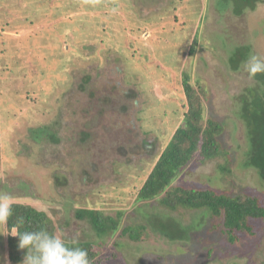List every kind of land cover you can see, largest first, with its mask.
Wrapping results in <instances>:
<instances>
[{"label": "rangeland", "instance_id": "obj_1", "mask_svg": "<svg viewBox=\"0 0 264 264\" xmlns=\"http://www.w3.org/2000/svg\"><path fill=\"white\" fill-rule=\"evenodd\" d=\"M45 1L48 0H42V3ZM87 1L89 0H84L83 4L86 11L89 9ZM213 1L215 3L217 0L201 2H204V5L200 15L197 16L196 12L188 15L187 19L202 20L199 28L197 25H194L193 29L184 27L183 31L176 32L174 39L169 43L163 40L150 41L149 34H144L142 44L137 41L140 50L134 48L131 52L129 43H125L127 49H122L121 58L119 59L118 55H108V61L104 60L101 68L98 67V62L79 59L84 44L92 40L99 45V35L104 36L99 33L101 22L99 21L97 30L93 25L98 22L99 15H93L94 17L89 19L92 29L86 30V27L78 32H71V29L65 26L69 25L70 21H64L61 32H66L68 38L62 35L61 41L54 39L51 43L60 46L65 42L64 51L70 52L68 50L73 49L74 52L64 57L61 63L63 66L66 60H69L71 66L68 68L74 71L71 76L67 74L71 90H68L65 96L66 104L72 106L70 111L64 110V129H68L64 135L68 140L52 149L54 153L44 151V155L48 160H52V165L60 168L62 177L68 180L70 192L60 190V193L56 192L57 196L52 204L46 203L41 197L50 189L48 172L41 170L43 166L39 167L40 170L32 168L20 159L16 167L7 165L6 169L14 171L22 178L30 176L33 180L29 181V187L21 188V181L16 180L11 173H4L0 165V193L10 195V201L30 202L51 215H56V210H62L65 202L80 204L85 197L89 203L103 204L98 206L113 217L124 211L122 228L109 241V251L99 248L95 234L94 237L88 236L92 233L84 223L76 222L71 229L64 230L63 235L69 239L80 238L83 241L95 242L103 264H264V220H251L252 233H239L238 240L231 242L224 233L222 219L218 220L210 215L203 217V213L197 211H173L161 206L157 199L149 203L136 202L135 184L141 175L136 167L143 163L148 170L150 162L153 161L147 147H144V140L152 143L156 141L155 149L160 150L167 145L170 138L166 118L169 116L167 111L173 108V103L169 102V105L159 108L157 106L161 104L160 98L164 95L169 98V93L176 96L181 94L182 71H187L191 84L202 97L205 119L213 118L223 124L224 132L220 140L228 154L231 171L228 172L220 166L225 165L223 158L202 164L197 156L173 185L212 189L218 194L230 197L250 196L258 198L264 206V183L259 180L256 171L248 167L251 154L248 147L249 136L244 123L239 120L240 116L233 110L234 101H239L240 95L254 85V79L249 78L243 69L244 63L250 55L264 58V0L256 10L246 12L242 17L226 14L224 22L215 21L216 17H212ZM66 2L69 3L63 2L57 10L59 14L75 10L81 0ZM131 3L133 6L139 3L142 17H147L165 7L168 0H132ZM121 4L125 9L131 7L129 3ZM1 8L3 10L0 11V30L10 23L15 24L17 19L6 14L8 11L6 12L5 7ZM51 14L52 12L45 11L41 19L46 20ZM125 17L127 19V16ZM182 17L184 19V16ZM118 28L122 29L121 26ZM164 34L167 37L173 36L172 32L167 34V31H164ZM180 34H183L184 38L187 34L191 38H198L197 48L192 55H188L183 49L179 51L180 43L183 42L177 38ZM133 37L137 40L136 36ZM204 38H209L208 42ZM130 40L133 41L131 38ZM163 45H166L164 49ZM14 47L12 45V49ZM29 48L31 52H14L12 58L5 57L2 63L0 62V90L16 102L14 104L10 100L7 104L8 110L20 112L23 108L26 109L24 111H30L29 113L37 110L47 112L45 105H48L52 112L53 104L50 100H55L59 89L65 88L66 80L63 82L62 77L53 73L50 76L40 75L39 62L43 56L36 54L34 47ZM85 52L83 50V53ZM42 53L47 54V50L43 49ZM100 53L102 56V51ZM174 63L176 67L173 66ZM197 80H200V86L197 85ZM140 89L145 91V99L148 98L154 104L147 105L137 96L130 97L129 94L137 93ZM28 96L34 98L26 99ZM72 110L75 118L71 120L69 113ZM84 133L87 134L85 137ZM3 153H0L2 162L7 158ZM129 158L132 162L129 168L115 166ZM9 160L8 158L7 163ZM11 176L13 178L9 179ZM159 216L180 221L185 228L190 229L188 239L170 241L161 233L155 232L149 224V219ZM138 225L147 228L138 242H133L122 234L124 227ZM3 240H6V232L5 228L0 226V244ZM120 244L124 246L119 247ZM3 253L0 246V264H7L6 255ZM112 256L113 259H110Z\"/></svg>", "mask_w": 264, "mask_h": 264}, {"label": "trees", "instance_id": "obj_2", "mask_svg": "<svg viewBox=\"0 0 264 264\" xmlns=\"http://www.w3.org/2000/svg\"><path fill=\"white\" fill-rule=\"evenodd\" d=\"M66 1L48 0L42 3V0H0V7H5L6 12L8 11L6 14L17 18L15 24L10 23L9 26L0 30V62L2 63L5 57L12 58L14 52L25 53V50L31 52L29 47L32 46L36 49V54L44 57H42L43 59L40 58L42 61L39 59L40 75L50 76L53 73L57 77H62L63 82L66 80L65 88L59 89L60 93L55 94V100H50L53 104L52 112L48 105H45L48 113L45 110L29 113L30 111H24L26 109L23 108L20 112L8 110L7 104L11 98L0 90V153L2 155L4 152L3 155L5 154L7 157L3 162L0 161V165L4 173H11L16 180L21 181V188H28L32 178L30 176L20 177L14 171L6 169L7 165L16 167L22 159L32 168L39 169L43 166L41 170L48 172L50 189L41 198L46 203L51 204L57 196L56 192L60 193V190L68 192L70 189L68 180L60 174V168L52 165V160H48L44 155L48 151L54 153L52 149L65 144L68 140V137L64 135L68 131V129L67 131L64 129L66 127L64 125L66 111L64 112V110L70 111L72 106L66 104L65 96L71 90L69 89L71 84L67 74L71 76L74 71L69 69L71 66L68 63L69 60H66L63 66L61 63L64 57L74 52L73 49H69L70 52L64 51L65 42H62L60 46H54L51 43L54 39L61 41L60 36L62 35H66L68 38L66 32H61L62 26L65 25L64 21H70L69 25L65 26L71 29V32H78L86 27V30L92 29L89 19L94 17L93 15H99L98 22L93 25L95 30L100 27L99 33L101 32L104 36L99 35L97 42L99 45L92 40L88 44H84L81 47L79 59L98 62L97 65L101 68L104 60L108 61V55H118L120 59L122 49H127L128 43L131 52L134 51L131 50L134 48L140 50L137 41L139 40L142 44L144 34H149L150 41L159 42V40H163L169 43L171 39H174L176 32L183 31L184 27L189 26L193 29L194 25H197L199 28L202 20L199 18L197 20L187 19V17L190 14H195V12L197 16L200 15L201 7L204 5V2L201 4L204 0H168L167 5L162 9H158L147 17H142L139 3L135 7L131 5L132 0H89L90 2L87 1L89 6L87 11L83 8L84 0H81L79 7L75 10L59 14L57 10L63 2L69 3ZM261 1L217 0L215 3L213 1L212 17H216L214 20L218 22H222L226 18V14L239 18L244 16L246 12L256 10ZM102 2L103 4H101ZM121 2L129 3L131 7L125 9ZM2 10L3 8L0 9V11ZM45 11L52 12L51 17L46 20L41 19ZM74 21L75 23H73ZM99 21L101 22L100 26ZM60 24L63 25L60 26ZM118 26H121L122 29H117ZM164 31H167V34L172 32L173 36L167 37ZM158 33L160 34L157 35ZM131 34H134L133 36H136L137 40ZM177 38L183 41L180 43L179 51L183 49V51H187L188 55H192L197 48L198 38L196 36L191 38L189 34L185 38L183 34H180ZM122 39L124 40L122 41ZM204 40L208 42L209 38H204ZM12 45L15 46L13 49ZM164 47L166 45H163V49ZM43 49L47 50V54L42 53ZM83 50L86 52L83 53ZM104 53H106L105 56ZM173 66L176 67L175 63ZM8 74L11 76V72ZM253 79L254 85L248 87L240 95L239 101H234L233 110L236 115L240 116L239 120L242 124L244 123L249 136L248 147L251 154L249 155L248 167L253 168L259 175V180L264 183V73H259ZM84 81L87 82V80ZM181 81V94L176 96L169 93V98H165L167 95H164L163 98L159 97L161 99V104L157 106L159 108H164L165 105H169V102L173 103V108L168 107L171 109L167 111L169 116L166 118L170 138L167 145L160 150L159 148L155 149L156 141L152 143L144 140V147H147V152L153 161L150 162L151 166L148 170L143 163H139L136 167L141 172L135 184L136 202L137 204L149 203L157 199L161 206L173 211H197L203 213V217L210 215L212 218L222 219L224 233L227 234L231 242H235L238 240L239 233H252L251 220H264V206L258 198L250 196L245 198L230 197L225 194H218L212 189L173 185L174 181L197 156L202 164L223 158L225 165L220 166L228 172L231 171L228 154L222 147L220 140L224 132L223 124L213 118L205 119L202 97L191 84V78L187 71H182ZM197 81V85L200 86V80ZM144 92L140 89L137 93L129 95L131 98L136 96L141 98L145 102L144 104H154L148 98L145 99L146 94ZM28 98L33 99L34 97H26V99ZM174 98L176 99L174 100ZM13 103L16 104V102ZM69 114L71 120L75 118L74 110ZM163 114L165 116V112ZM154 115L156 116V114ZM86 135V133L83 134L84 137ZM134 152L133 150L132 153ZM8 158L11 160L9 163H7ZM131 163V158H129L120 165L119 163L115 164V166L129 168ZM12 176L9 179H12ZM85 199L86 197L80 204L71 201L65 202L66 205L62 210L55 211L56 215H51L45 209H40L30 202L10 201L11 215L6 222H0V226L4 227L6 232V240H3L0 246L3 249V254L6 255L7 264H22L26 255V250H20L18 247L19 237L13 235L18 232L39 230H45L50 234L62 237L69 247H79L85 250L90 264H103L100 251L95 246L98 245L99 248L109 251L107 248L109 241L122 228L124 211L113 217L98 206L103 204H92ZM76 222L87 225L92 233L88 236L91 235L92 237L95 234L97 245L91 240L90 242L80 240V238L74 240L63 235L64 230L71 229ZM149 224L155 232L161 233L170 241L188 239L190 229L185 228L175 218L159 216L149 219ZM146 229L144 225L128 226L124 227L122 234L128 236L133 242H138L142 239ZM122 246L124 244L119 245V247ZM110 259H113V256Z\"/></svg>", "mask_w": 264, "mask_h": 264}, {"label": "clouds", "instance_id": "obj_3", "mask_svg": "<svg viewBox=\"0 0 264 264\" xmlns=\"http://www.w3.org/2000/svg\"><path fill=\"white\" fill-rule=\"evenodd\" d=\"M249 78L264 73V58L250 55L243 65ZM11 200L7 193H0V222H6L11 215ZM18 247L26 250L22 264H90L88 254L79 247H69L60 236L45 230L18 232Z\"/></svg>", "mask_w": 264, "mask_h": 264}]
</instances>
